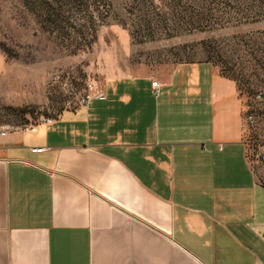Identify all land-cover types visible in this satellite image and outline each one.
<instances>
[{
    "label": "crops",
    "instance_id": "crops-1",
    "mask_svg": "<svg viewBox=\"0 0 264 264\" xmlns=\"http://www.w3.org/2000/svg\"><path fill=\"white\" fill-rule=\"evenodd\" d=\"M99 90L0 132V264H264V180L236 81L186 61Z\"/></svg>",
    "mask_w": 264,
    "mask_h": 264
},
{
    "label": "rangeland",
    "instance_id": "rangeland-1",
    "mask_svg": "<svg viewBox=\"0 0 264 264\" xmlns=\"http://www.w3.org/2000/svg\"><path fill=\"white\" fill-rule=\"evenodd\" d=\"M186 61L236 81L264 180V0H0V127L32 130L109 75L167 74Z\"/></svg>",
    "mask_w": 264,
    "mask_h": 264
},
{
    "label": "built area",
    "instance_id": "built-area-1",
    "mask_svg": "<svg viewBox=\"0 0 264 264\" xmlns=\"http://www.w3.org/2000/svg\"><path fill=\"white\" fill-rule=\"evenodd\" d=\"M157 81H154L152 83V85L154 87L157 86ZM94 95L100 97V98H103L104 97V94L101 90H96V92L91 95V96H88L86 100H84V103L89 101L91 99V97H93ZM257 99H259L260 101H264V90H262L261 92H259V94L257 95ZM52 121V120H50ZM256 118L254 117L253 114H248L247 116V122L250 126H255L256 125ZM263 130H264V124H263ZM0 132L2 135H5V129L3 127H0ZM44 148H40V147H35V148H32V152L34 153H40V152H43ZM259 157L263 158L264 159V155L260 154Z\"/></svg>",
    "mask_w": 264,
    "mask_h": 264
}]
</instances>
